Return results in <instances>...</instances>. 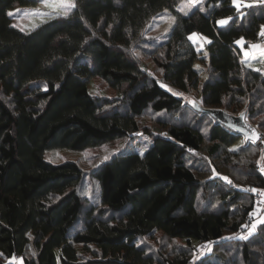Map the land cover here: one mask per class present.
<instances>
[{"label": "trees", "instance_id": "trees-1", "mask_svg": "<svg viewBox=\"0 0 264 264\" xmlns=\"http://www.w3.org/2000/svg\"><path fill=\"white\" fill-rule=\"evenodd\" d=\"M179 1L74 0L67 16L25 33L16 30L19 42L0 57V264L15 256L21 264H159L137 242L156 230L189 247L218 242L225 232L245 236L239 227L253 195L232 187L215 167L209 179L226 187L220 198L227 205L200 207L198 192L210 180L201 179V161L194 155L208 142V156L222 152L227 160L239 156L241 142H252L195 109L191 100L198 121L170 123L163 134L141 128L138 117L148 108L179 111L183 97L173 90L198 88L197 63H205L209 73L199 91L203 106L236 111L248 98L246 114L264 112V71L244 65L236 43L262 37L264 3L243 7L240 27L232 0H202L188 15L175 9ZM37 2L0 0V19L11 8ZM166 8L175 23L148 54L161 70L157 79L132 51L152 16ZM223 17L232 22L218 25ZM192 32L206 38L202 46L188 39ZM94 77L114 88L118 100L91 93ZM139 131L152 138L145 153L117 154L92 169L99 185L92 204L78 190L84 170L75 161L52 163L43 156L48 148L94 147ZM248 166L247 182L264 187L258 161ZM241 241L243 261L255 264L251 246L264 245V224Z\"/></svg>", "mask_w": 264, "mask_h": 264}, {"label": "rangeland", "instance_id": "rangeland-1", "mask_svg": "<svg viewBox=\"0 0 264 264\" xmlns=\"http://www.w3.org/2000/svg\"><path fill=\"white\" fill-rule=\"evenodd\" d=\"M201 1L202 0H199V2ZM250 1L256 0H240L241 7L233 20L235 25L245 27L242 10L244 6L242 5L245 2L250 3ZM72 2L74 3V0H72ZM186 2L187 0H180L178 4H176L175 9L184 14L180 11V9ZM194 6L190 9H185V11H188L189 13ZM31 11H43L46 13H52V15H46L43 18L26 17L24 15L26 12ZM9 12L14 13V15H8ZM57 16H64L62 14V10L57 9L56 12L53 13L51 8H45L43 6L41 0H38L35 5L18 6L9 9L6 16L0 19V57L3 53L13 50L19 42L20 34H17L18 32L16 30L22 33L31 31L33 29V25L38 26L40 23ZM175 16L174 12L167 8L153 15L145 26L141 38L137 44H135V48L132 51L133 55L135 54V56L139 59L141 66L151 76H154L157 79L161 77V70L152 62L148 54L150 49H153L168 38L169 32L175 23V20L173 21L172 18H175ZM227 18L229 17H223L219 20ZM230 22H232V18L228 20L227 24ZM193 33L197 35L191 41L198 43V46H202L205 38H201V36L196 32L190 33L189 36ZM241 38L243 37L238 38L236 41L241 40ZM251 44H260L264 47V37L249 43H246L243 38L241 44H238L241 50L243 64L259 68L264 71V55H261L260 52L250 48ZM245 52H248L249 55L246 56ZM196 65L200 71L198 88L188 89L187 91L181 92L173 90L176 94L183 97L184 104L181 109L175 113H155L148 108L141 116L138 117L141 128L146 127V129L151 131L153 134H163L165 133L166 126L170 123L189 122L194 124L198 121V113L192 110V108L188 105V101L191 100L201 103V96L199 93L200 87L203 81L207 79V74L209 73L205 63H197ZM160 83L166 86V83L163 81H160ZM88 87L94 95L107 97L112 101H114V99L118 100L116 97V90L110 87L107 82L100 77L92 78ZM241 102L242 103L238 108L239 110L228 111L234 114H237L240 111H247L252 103V101H249L248 98L241 100ZM246 118L260 131L262 135L261 138L257 142L248 140L253 144L249 142H241L243 149L240 150V153L238 154L239 156H233L227 160L222 158V152H218V156H208L206 151V145L208 142H204L200 152L194 155L198 157L197 159L199 162L201 161V167L199 168L198 166L197 168L200 169V176L202 180L209 179V177L212 176L211 173L214 172V170L216 171L215 167H218V172L226 174V178L232 187L235 188L237 186L247 190L249 185H251L246 179L249 171L248 162L257 160L259 164L264 165V112H256L251 115L246 114ZM201 121L202 123L203 121L204 123L207 122L205 119ZM151 143L152 138L139 131L131 135H124L122 137L112 139L94 147H86L83 149H70L66 147L48 148L45 149L43 156L45 160L52 163H60L69 160L75 161L84 170L83 178L79 183L78 190L80 194L87 199L86 201L92 204L98 201L99 198V185L97 180L91 175L92 169L102 161L109 160L112 156L117 154L129 152H138L139 154H143L150 147ZM197 159L192 157L189 161H197ZM195 164H197V162ZM209 180V186L204 188L203 185V188H201L198 192L199 206H205L206 209L225 207L227 204H225L220 197L223 193H225V191H227L226 187L224 188L223 183H220L219 180V182H216L217 179L210 178ZM229 205L231 204L229 203ZM261 218H264V209L260 215L248 224V226L250 227L252 223ZM240 232L241 233L239 234L241 235H247L248 227L245 231L243 230ZM137 242L138 244H141L148 253L152 254L156 262L159 264H171L172 261H176L181 258H190V260L187 261V264H194L196 262H210L212 264H247V262L243 261L240 253L242 246L241 238L235 239L230 232H225L222 240L218 242H194L192 247H189L188 243H185L182 239L170 238L159 230L153 231L152 234L139 238ZM208 249H211V251H208ZM201 252H203V255H201ZM263 254L264 245L261 244V246H251L253 263L264 264ZM7 263L21 264V258L15 256L8 260Z\"/></svg>", "mask_w": 264, "mask_h": 264}, {"label": "snow or ice", "instance_id": "snow-or-ice-1", "mask_svg": "<svg viewBox=\"0 0 264 264\" xmlns=\"http://www.w3.org/2000/svg\"><path fill=\"white\" fill-rule=\"evenodd\" d=\"M261 3H264V0H260ZM41 3L43 4V6L45 8H51L53 10V13L56 12L57 9H60L62 10V14L64 16H67L72 8L75 7V4L72 2V0H41ZM199 3V0H187V2L184 4V6L180 9V11H182L184 13V15H188V11H185V9H190L192 6L196 5ZM232 3L234 6H236L237 8V11H239L240 7H241V3H240V0H232ZM244 7H251L252 4L250 3H243ZM201 11H203V9H201ZM8 15H14V13L12 12H9ZM26 17H39V18H43L44 16L46 15H52V13H46V12H43V11H31V12H26L24 14ZM231 17L227 18V19H222V20H219L217 21V23L219 25H224V24H227L228 23V20H230ZM172 20L174 21L175 18L173 17ZM35 27H37V25H33V30L35 29ZM23 30V29H21ZM197 34L193 33L192 35H190L188 37L189 40H193L194 37H196ZM260 36L264 37V25L261 26V31L259 33ZM206 39V38H205ZM242 39L241 40H238L236 41L237 44H241L242 42ZM210 43V41H207ZM250 48L260 52L261 55H264V47H262L260 44H251L250 45ZM245 55H249L248 52H245ZM161 87H165V85H161ZM253 136L255 137L256 136V133L253 132ZM235 150V149H233ZM227 179V178H225ZM253 192H257L259 190L257 189H252ZM260 195L264 196V191H260ZM261 203H264V201H261ZM264 224V218H261V219H258L256 220L254 223L251 224V226H244V227H248V234L245 235V236H242L241 238L242 239H249V237L256 232L257 230V226L258 225H262ZM208 251H211V249H208ZM201 255H203V252H201Z\"/></svg>", "mask_w": 264, "mask_h": 264}, {"label": "water", "instance_id": "water-1", "mask_svg": "<svg viewBox=\"0 0 264 264\" xmlns=\"http://www.w3.org/2000/svg\"><path fill=\"white\" fill-rule=\"evenodd\" d=\"M192 105L197 110L208 112L220 123L241 134L245 140L257 142L261 138L260 131L247 120L245 111L234 114L221 107L203 106L196 101H192ZM253 132L256 133L255 137L253 136Z\"/></svg>", "mask_w": 264, "mask_h": 264}, {"label": "built area", "instance_id": "built-area-1", "mask_svg": "<svg viewBox=\"0 0 264 264\" xmlns=\"http://www.w3.org/2000/svg\"><path fill=\"white\" fill-rule=\"evenodd\" d=\"M259 168H260L262 174L264 175V165L259 164ZM252 189H257L259 191L253 192ZM247 190L254 196L253 197L254 198V203H253V206H252L251 210L248 212V214L246 215L244 221L240 225L239 231H243L246 228L244 226L245 225L248 226V224L253 219H255L258 215H260V213L264 209V203H261V201H264V196L260 195V191H264V187H254L253 185H249ZM16 257H19V256H16Z\"/></svg>", "mask_w": 264, "mask_h": 264}]
</instances>
